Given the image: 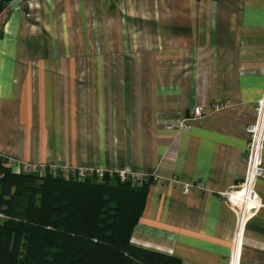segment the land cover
<instances>
[{"label": "crops", "instance_id": "crops-1", "mask_svg": "<svg viewBox=\"0 0 264 264\" xmlns=\"http://www.w3.org/2000/svg\"><path fill=\"white\" fill-rule=\"evenodd\" d=\"M19 1L0 11V155L157 176L134 244L182 264H231L236 249L264 264V178L240 248L241 212L223 195L245 178L264 97V0ZM54 27L126 35L141 67H47Z\"/></svg>", "mask_w": 264, "mask_h": 264}, {"label": "trees", "instance_id": "trees-1", "mask_svg": "<svg viewBox=\"0 0 264 264\" xmlns=\"http://www.w3.org/2000/svg\"><path fill=\"white\" fill-rule=\"evenodd\" d=\"M153 179L41 176L0 155V264H182L132 242Z\"/></svg>", "mask_w": 264, "mask_h": 264}, {"label": "built area", "instance_id": "built-area-1", "mask_svg": "<svg viewBox=\"0 0 264 264\" xmlns=\"http://www.w3.org/2000/svg\"><path fill=\"white\" fill-rule=\"evenodd\" d=\"M25 7V1L20 0L15 9L22 10ZM221 105H215V108H220ZM207 112L204 105H198L190 110L191 117H200ZM188 125V124H187ZM249 135L248 149H247V173L245 178L240 183L223 195L229 202L237 207L240 212V226L238 228L237 248H240L241 239L244 234L245 224L248 215L255 209L262 206L258 197L255 196L254 187L259 179L264 178V163H263V150H264V97L259 101L256 108V118L254 122L247 126ZM11 166L16 172L23 173H36L43 175H63L72 176L80 181L88 178L102 179L107 175L111 177H118L121 181L130 180L134 184H141L150 176L143 173L117 169L107 170L99 167H73L59 165L55 162H27V161H11ZM154 181H157V176H153ZM185 192L189 190V185L184 187ZM240 252L239 250L233 252L230 261L231 264H239Z\"/></svg>", "mask_w": 264, "mask_h": 264}, {"label": "rangeland", "instance_id": "rangeland-1", "mask_svg": "<svg viewBox=\"0 0 264 264\" xmlns=\"http://www.w3.org/2000/svg\"><path fill=\"white\" fill-rule=\"evenodd\" d=\"M52 32L54 37L50 38ZM60 32L67 42L59 43ZM6 34L7 29L0 27V39H4ZM136 45L123 34L115 44H107L105 27H54L47 33V45L39 46L40 50L46 48L47 67L62 64L63 67L113 69L141 67L140 61L135 59L138 57L134 53Z\"/></svg>", "mask_w": 264, "mask_h": 264}]
</instances>
